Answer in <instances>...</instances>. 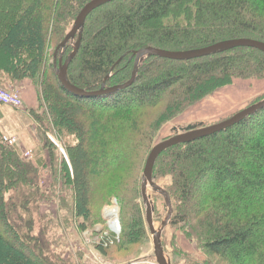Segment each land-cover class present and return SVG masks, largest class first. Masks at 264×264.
Instances as JSON below:
<instances>
[{
    "label": "trees",
    "instance_id": "16d2710c",
    "mask_svg": "<svg viewBox=\"0 0 264 264\" xmlns=\"http://www.w3.org/2000/svg\"><path fill=\"white\" fill-rule=\"evenodd\" d=\"M6 1L0 0V69L7 61L4 70L10 82L34 80L44 70L40 92L56 131L74 138L65 146L69 164L64 179L70 193L65 208L81 231L93 223L92 182L126 166L127 158L117 162L111 155L129 134L147 139L161 115L181 112L234 78H264V53L235 48L189 61L150 57L139 65L129 87L100 97H78L59 84L52 65L45 68L46 47L51 37H61L58 46L63 27H72L90 0H12L11 12L3 5ZM236 39L264 43V0H116L86 18L67 79L80 90L95 92L108 75L106 88L128 82L136 51H191ZM71 50L67 44L65 53ZM160 104L163 112L152 123L144 121L143 110ZM30 112L43 128V117ZM3 137L0 132L1 213L11 171L17 176L21 172L15 167L35 172L20 158L16 143L4 144ZM45 143L53 157L51 145ZM41 153L35 152L38 168L44 166ZM165 176L171 180L166 190L171 226L187 228L190 241L228 264H264V108L230 129L163 151L154 163L152 180ZM133 208L135 218L128 222L121 209L124 229L117 247L144 236L140 209ZM5 215L9 225L4 226L7 235L0 231V264H45L41 251L31 248Z\"/></svg>",
    "mask_w": 264,
    "mask_h": 264
},
{
    "label": "rangeland",
    "instance_id": "374dc122",
    "mask_svg": "<svg viewBox=\"0 0 264 264\" xmlns=\"http://www.w3.org/2000/svg\"><path fill=\"white\" fill-rule=\"evenodd\" d=\"M3 3L11 12L12 0ZM69 29H71L69 25L63 27V39ZM60 39L61 37H51L47 42L45 62L47 70L50 65L53 67L54 63L58 65L59 57L57 55L54 60V53L57 48L56 43ZM68 45L71 46L70 43ZM68 55L64 51L61 57L62 62ZM27 57L28 55H25L24 58ZM6 64L8 62L4 60L1 63L0 87L17 94L21 105L16 109L0 108V132L4 137L16 138V151L23 161L31 164L35 172L30 174L15 166L17 172L21 173L17 176L11 171L12 182L3 194V205L6 206L2 210L3 213L0 212V231L4 233V236L8 234L4 226L9 224L5 225L3 220L7 214L8 220L11 221L10 225L16 227L20 235L22 233L27 237L31 248H35L39 254L41 251L45 264L47 262L52 264L89 262L128 264L144 256L154 257L152 238L145 223V209L141 196L137 195L147 151L155 144L173 136L174 128L179 129L199 123L207 127L220 123L250 106L257 98L264 96V78H234L230 84L213 90L181 112L174 115H161L162 120L156 124L154 131L148 133L147 139H140L129 134L123 147L118 148L119 151L111 155L116 157L117 162L127 158L126 166L121 167L119 172L111 171L109 175L104 174L92 182L93 223L81 231L76 227L78 221L70 217L68 208H65L70 203V193L64 179V170L69 164V153L65 146L74 138L56 131L51 109L40 92L39 85L42 83L44 70L40 71L37 78L29 79L19 89L12 85L14 82L9 81L4 70ZM163 107V104H160L155 109L143 110L147 113L144 121L152 123L163 112ZM30 111L43 117V128L39 129V124ZM45 140L52 147L53 157L48 149L45 150ZM40 150L44 166L38 168L34 160L37 158L35 152ZM155 183L166 191L171 185V180L165 176L157 179ZM147 193L153 205V226L155 230H158L166 217L167 210L164 200L158 194L150 189ZM113 200L118 204L121 232L124 229L121 223V209L126 211V221L131 217L135 218L133 207L135 205L139 207L143 218L144 236L139 237L131 245L123 247L114 245L106 248L105 251H100L97 249L100 238H108L104 235L106 230L102 213ZM185 231L187 228L173 227L168 224L162 232V248L170 264H228L221 258L208 255L200 245L194 244L186 237Z\"/></svg>",
    "mask_w": 264,
    "mask_h": 264
},
{
    "label": "water",
    "instance_id": "95a60500",
    "mask_svg": "<svg viewBox=\"0 0 264 264\" xmlns=\"http://www.w3.org/2000/svg\"><path fill=\"white\" fill-rule=\"evenodd\" d=\"M116 0H91L89 1L83 8L79 11L78 15L76 16L73 25L69 32L65 35L64 39L61 43L57 46L55 53H54V60H56V56L58 55V65L54 63V72L55 76L59 82V84L70 94H73L78 97H100L104 95H109L116 93L118 91H121L130 85L135 80L138 67L139 65L147 58L150 57H158L162 59H168V60H174V61H189L194 59H199L202 57H207L215 54L224 53L227 51H230L235 48H251L255 49L257 51H260L261 53H264V43L250 40V39H236V40H230V41H223L216 43L214 45L191 50V51H181V52H170V51H163L159 49L154 48H145L139 51H136L134 53V63H133V69L131 73V78L128 82H126L123 85L115 86V87H105V82L108 80L109 75L104 78V80L101 83L100 88L95 92H85L83 90H80L76 88L75 86L71 85L67 79V69L71 61L74 59V57L77 54L79 45H80V38L84 26V22L88 15L93 12L94 10L98 9L99 7L106 5L110 2H113ZM70 43L71 45V53L66 57L64 62H62V54L65 51L66 45ZM57 67V68H56ZM264 108V98L245 109L241 110L240 112L234 114L229 119L222 121L220 123L211 125V126H203L202 123L194 124V125H188L184 128L179 129H172V132L174 133L173 136L169 137L168 139H165L157 144H155L152 149L150 150L147 159L145 161V165L141 174V181H140V196L141 200L144 206V215H145V223L148 228V231L152 238V245H153V254L154 259L157 264H170L169 260L166 259L164 255V251L162 248L161 243V235L163 230L167 227L169 224L173 211H172V205L171 200L168 195V193L160 188L153 180H152V170L154 163L157 159V157L165 150L179 145V144H186L191 141L208 137L213 134L225 131L227 129H230L246 118L254 115L258 111ZM151 190L152 192L158 194L163 200L164 204L167 210V214L165 219L162 221L161 226L158 230L154 229L153 226V205L150 200V196L148 195L147 191Z\"/></svg>",
    "mask_w": 264,
    "mask_h": 264
},
{
    "label": "built area",
    "instance_id": "2783aa9c",
    "mask_svg": "<svg viewBox=\"0 0 264 264\" xmlns=\"http://www.w3.org/2000/svg\"><path fill=\"white\" fill-rule=\"evenodd\" d=\"M21 103L19 100V96L15 94L14 92L7 91L0 87V108L3 107H12V108H18L20 107ZM3 142L7 145H11L16 142V138L14 137H3ZM29 154H27L28 156ZM111 212L112 217L106 218V213ZM102 218L105 223V236L108 238H100V242L98 245L102 248H108L110 246L117 245L120 242L121 237V226H120V220H119V208L118 204L115 200L110 202V205L106 207L102 213ZM86 264H99L96 262H89ZM128 264H157L154 257H141L135 261H132Z\"/></svg>",
    "mask_w": 264,
    "mask_h": 264
},
{
    "label": "crops",
    "instance_id": "0c3cea01",
    "mask_svg": "<svg viewBox=\"0 0 264 264\" xmlns=\"http://www.w3.org/2000/svg\"><path fill=\"white\" fill-rule=\"evenodd\" d=\"M27 81H28V80H23V81H21V82H14L12 85H15L17 88L20 89V87L22 88V85H23V84H26ZM31 107H33V106L31 105Z\"/></svg>",
    "mask_w": 264,
    "mask_h": 264
},
{
    "label": "bare ground",
    "instance_id": "6f19581e",
    "mask_svg": "<svg viewBox=\"0 0 264 264\" xmlns=\"http://www.w3.org/2000/svg\"><path fill=\"white\" fill-rule=\"evenodd\" d=\"M111 217H112L111 212H107V213H106V218H111Z\"/></svg>",
    "mask_w": 264,
    "mask_h": 264
}]
</instances>
